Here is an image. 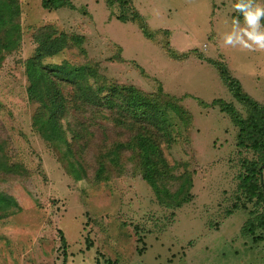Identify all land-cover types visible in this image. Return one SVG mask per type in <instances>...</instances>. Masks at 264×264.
I'll use <instances>...</instances> for the list:
<instances>
[{
  "label": "rangeland",
  "instance_id": "obj_1",
  "mask_svg": "<svg viewBox=\"0 0 264 264\" xmlns=\"http://www.w3.org/2000/svg\"><path fill=\"white\" fill-rule=\"evenodd\" d=\"M42 1L17 0L20 45L2 52L0 62V133L28 171L11 176L16 183L8 180L16 203L0 220V264H264V199L250 198L244 187L262 152L240 145L230 113L220 103L209 105L222 99L246 118L247 102L229 87L236 79L241 95L264 108V51L223 44L232 19L243 24L232 7L236 0H68L57 9ZM44 25L83 38L52 62L96 64L107 88L132 84L151 95L167 131L153 121L117 127L109 110L97 118L112 140L136 141L141 132L135 128L148 129L141 136L159 142L170 165L164 177L170 193L189 171L188 202L162 192L160 200L137 151H121L119 165L104 178L96 176L95 161L70 160L64 146L58 149L33 127L39 103L29 99L26 60L38 45L34 32ZM64 92L70 96L72 86ZM81 103H72L65 129L72 114L85 113ZM261 122L264 128V114ZM260 176L264 183V170ZM188 191L185 186L184 198Z\"/></svg>",
  "mask_w": 264,
  "mask_h": 264
},
{
  "label": "trees",
  "instance_id": "obj_2",
  "mask_svg": "<svg viewBox=\"0 0 264 264\" xmlns=\"http://www.w3.org/2000/svg\"><path fill=\"white\" fill-rule=\"evenodd\" d=\"M119 1L123 4L127 2V0ZM67 2L68 0L42 1L43 6L50 9H57L66 5ZM19 5L17 0H0V62L4 58L2 52L9 53L19 48L22 32ZM143 30L147 34V28L143 27ZM34 39L38 45L34 54L26 60V73L29 79L27 91L29 99L39 103L32 118V125L42 137L51 144H55L58 149L64 146L63 153H69L70 160L73 159L78 163L95 161L96 176L104 178L109 177L106 175L110 171L109 167L114 168L119 165L121 151L127 148H130V151H137L140 162L145 166L143 177L148 181L155 195L160 200H163L161 192L164 196L178 195L182 198V202H188L192 198L190 189L193 186L189 171L182 174L184 180L179 184L178 191L175 194L170 193L167 188L168 178L166 180L164 178L165 175L168 177L171 175L168 171L170 165L161 144L149 137L141 136L144 133L142 130L148 129H141L143 125L135 128L141 132L136 134L138 137L136 141L126 143L120 139L112 140L103 133L105 122L97 118L104 116V111L109 110V119L115 118L114 115H116L115 119H118L117 127H126L131 121L134 123L153 121L157 123H154L155 126L159 125L167 131L169 122L166 118L164 119V112L160 111L152 101L151 95L143 93L132 84L121 85L114 82L107 88L105 81L98 80L99 67L96 64L93 66L84 62L77 64L68 58L59 62L51 61L53 57L64 53L70 47L79 45L83 41L81 36L75 34L70 36L51 25H44L34 32ZM239 84L236 79L229 81L230 90L247 102L249 114L246 118H243L231 105H226L222 99H213L209 105L214 106L220 103L222 110L230 113L231 119L240 127V145L262 152L258 160L250 163L251 167L248 168L250 173L244 177V187L250 198L264 199V183L260 176L264 170V128L261 122L264 108L254 103L249 97L241 95ZM69 86L73 88L70 96L64 92ZM159 92L161 94V91ZM77 99L82 101L85 113L79 116L72 114L65 129L63 118L72 111L71 105ZM67 131L71 133L72 141H69ZM163 136H166L169 143L172 142L170 134ZM70 163L73 164V161ZM81 163L80 165L83 166ZM27 172L21 162L15 161L10 156L9 139L0 133V220L7 217L9 213L6 210L7 207L16 203V191L8 180L16 183V178L11 176L27 175ZM159 179L161 182L157 181ZM185 186L189 190L186 198L183 195ZM182 202L176 205L181 206ZM261 226H264V220ZM59 234L62 245L66 249L67 240L62 229L59 230Z\"/></svg>",
  "mask_w": 264,
  "mask_h": 264
},
{
  "label": "clouds",
  "instance_id": "obj_3",
  "mask_svg": "<svg viewBox=\"0 0 264 264\" xmlns=\"http://www.w3.org/2000/svg\"><path fill=\"white\" fill-rule=\"evenodd\" d=\"M233 9L243 17L233 18L230 29L223 33V44L241 50L264 51V5L258 0H236Z\"/></svg>",
  "mask_w": 264,
  "mask_h": 264
}]
</instances>
